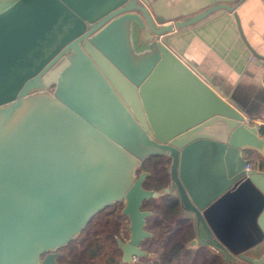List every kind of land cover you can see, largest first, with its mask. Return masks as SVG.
<instances>
[{
  "label": "water",
  "instance_id": "water-1",
  "mask_svg": "<svg viewBox=\"0 0 264 264\" xmlns=\"http://www.w3.org/2000/svg\"><path fill=\"white\" fill-rule=\"evenodd\" d=\"M146 4L0 0V264H58L54 251L114 202L129 219V239L117 244L130 264L152 235L143 200L166 188L224 264L263 261L264 171L246 169L242 150L264 157V134L161 40L229 6L165 23ZM162 63L205 95L207 109L159 124L144 92ZM150 155L169 159L159 189L143 186L149 171L136 172Z\"/></svg>",
  "mask_w": 264,
  "mask_h": 264
},
{
  "label": "crops",
  "instance_id": "crops-1",
  "mask_svg": "<svg viewBox=\"0 0 264 264\" xmlns=\"http://www.w3.org/2000/svg\"><path fill=\"white\" fill-rule=\"evenodd\" d=\"M146 2L149 13L160 16L165 23L186 20L214 6H229L215 8L190 24L175 26L161 40L200 78L207 77L206 84L219 98L238 108L247 124L257 125L259 133L264 134V0ZM141 35L133 38L136 52L144 48L136 47ZM144 95L146 105L156 113L161 126L189 121L210 105L205 95L169 63L157 68ZM242 155L250 161L251 168L264 171V157L255 149L244 148ZM192 238L196 241L193 246L186 245L187 248L205 246L218 253L224 264L220 250L200 242L194 230ZM261 254L259 251L254 256L258 258ZM259 264H264V257Z\"/></svg>",
  "mask_w": 264,
  "mask_h": 264
},
{
  "label": "trees",
  "instance_id": "trees-1",
  "mask_svg": "<svg viewBox=\"0 0 264 264\" xmlns=\"http://www.w3.org/2000/svg\"><path fill=\"white\" fill-rule=\"evenodd\" d=\"M168 162L169 159L166 156L156 155L147 156L142 161L140 167L149 171L143 181L145 188L159 189L168 183ZM158 201L155 203V209L148 206L150 202H155L151 198L145 199L143 205L152 210V214L147 217V222L151 227L156 228L157 234L164 236L159 256L150 261H137L134 264H222L221 256L211 252L205 246L186 247V243L193 237L194 229L192 221L182 215L177 197L171 194L162 195ZM158 214H160L159 218ZM168 220L169 223L172 222V226L165 229L164 226ZM90 221L91 219L86 226ZM105 226L106 223L101 224L99 232L87 231L85 235L78 236L79 238L70 240L66 245L59 247L57 261H66L67 264H127L113 254L114 249L108 244V240L115 243L116 232L106 230ZM108 246L110 251H105L104 248Z\"/></svg>",
  "mask_w": 264,
  "mask_h": 264
},
{
  "label": "rangeland",
  "instance_id": "rangeland-1",
  "mask_svg": "<svg viewBox=\"0 0 264 264\" xmlns=\"http://www.w3.org/2000/svg\"><path fill=\"white\" fill-rule=\"evenodd\" d=\"M143 168H141L140 166L137 168V173ZM169 181V180H168ZM151 200H154L155 202H150L148 206L153 207L155 209V203H158V198L154 199L151 198ZM123 206L122 202H118V203H112L111 205L105 207L104 209H102L101 211L97 212L95 215H93L91 217V221L90 223L85 227H83V229L72 239H76L79 238L78 236H83L85 235V232L87 231H95V232H99L100 228H101V224H105L106 223V230L109 231H114L116 229V227H126V224H128V219L126 218L125 215L121 214V208ZM160 214H158V218H159ZM149 217V216H148ZM170 221H166L165 224V229H168L172 226V222L169 223ZM166 225H168L166 227ZM148 227L149 229L152 230L153 228V232H154V236L148 240H146L143 244H141V249L145 250V251H149L150 253H148V255L146 256H140L137 257L136 260H133L130 264H134V262L137 261H147V260H152L154 257H158L159 256V250L161 248V245L164 242V236L157 234L156 228L151 227L150 224L148 223ZM163 227V228H164ZM115 237V236H114ZM116 238H119L120 240H125L126 238H128V231L126 230H120L118 231V233L116 232ZM78 240V239H77ZM108 244L111 245V248L114 249V255L115 257L118 259H121V251L119 250L118 246H116V242L112 243V241L108 240ZM105 251H110V246L105 247L104 248ZM60 264H67V262H60L58 261ZM125 263V262H124ZM101 264V263H100ZM129 264V263H127Z\"/></svg>",
  "mask_w": 264,
  "mask_h": 264
},
{
  "label": "flooded vegetation",
  "instance_id": "flooded-vegetation-1",
  "mask_svg": "<svg viewBox=\"0 0 264 264\" xmlns=\"http://www.w3.org/2000/svg\"><path fill=\"white\" fill-rule=\"evenodd\" d=\"M145 159V158H144ZM143 159V160H144ZM142 160V161H143ZM142 161H141V163H142ZM141 165V164H140ZM143 202H144V200H143ZM114 203H118V202H114ZM141 208L142 209H149L148 208V206H145V205H143V203H142V206H141ZM123 215V214H122ZM126 216V215H125ZM148 217V216H147ZM147 217H146V223H145V225H144V229L145 230H147V231H149V232H151L152 233V235H150V236H147V237H145L144 239H142L141 241H140V244H139V248L141 249V244H143L146 240H148V239H150V238H152L153 236H154V232L151 230V229H149V227H148V222H147ZM126 218L128 219V217L126 216ZM126 230V231H128V238H126L125 240H123V242H126V241H128V239H129V234H130V231H129V219H128V224H126V227H116V229H115V232H117L118 233V231H120V230ZM115 237H116V234H115ZM116 246H118V244H117V238H116ZM118 248H119V250L121 251V256H122V250H121V248L118 246ZM143 250V249H142ZM54 252H57V250H55ZM148 253H150L149 251H147V254L146 255H148ZM155 258V257H154ZM153 258V259H154ZM55 261L58 263V261H57V255L55 256ZM152 259V260H153ZM121 260V259H120ZM122 262V261H121ZM126 263V262H125ZM58 264H60V263H58Z\"/></svg>",
  "mask_w": 264,
  "mask_h": 264
},
{
  "label": "clouds",
  "instance_id": "clouds-1",
  "mask_svg": "<svg viewBox=\"0 0 264 264\" xmlns=\"http://www.w3.org/2000/svg\"><path fill=\"white\" fill-rule=\"evenodd\" d=\"M172 188H166L163 192H155L152 195L156 198H159L162 195H170L172 193Z\"/></svg>",
  "mask_w": 264,
  "mask_h": 264
},
{
  "label": "built area",
  "instance_id": "built-area-1",
  "mask_svg": "<svg viewBox=\"0 0 264 264\" xmlns=\"http://www.w3.org/2000/svg\"><path fill=\"white\" fill-rule=\"evenodd\" d=\"M249 168H251V163L248 161V162L246 163V169H249ZM136 258H137V257L133 256L132 261H133V260H136Z\"/></svg>",
  "mask_w": 264,
  "mask_h": 264
}]
</instances>
